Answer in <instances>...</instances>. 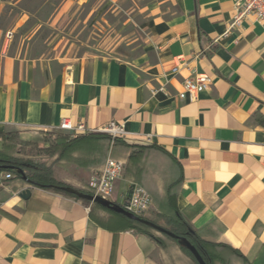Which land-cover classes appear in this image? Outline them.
I'll return each instance as SVG.
<instances>
[{
  "label": "crops",
  "instance_id": "0c3cea01",
  "mask_svg": "<svg viewBox=\"0 0 264 264\" xmlns=\"http://www.w3.org/2000/svg\"><path fill=\"white\" fill-rule=\"evenodd\" d=\"M233 1L165 0L140 53L123 59L37 57L28 36L11 44L28 17L18 14L10 39L2 40L0 30V134L59 132L65 118L89 131L123 123L122 143L80 141L53 165L55 179L88 191L108 157L122 160L112 202L121 205L139 184L153 199L146 219L167 229L161 216L175 196L201 238L238 250L248 264H264V29L247 20L229 30ZM72 4L64 0L57 16ZM182 62L187 66L172 73ZM204 72L213 76L212 88L181 101L182 80ZM161 86L167 91L152 93ZM28 188L31 197L22 199ZM0 264L177 263L97 204L13 178L0 189Z\"/></svg>",
  "mask_w": 264,
  "mask_h": 264
},
{
  "label": "rangeland",
  "instance_id": "374dc122",
  "mask_svg": "<svg viewBox=\"0 0 264 264\" xmlns=\"http://www.w3.org/2000/svg\"><path fill=\"white\" fill-rule=\"evenodd\" d=\"M18 1L0 0L2 40L12 37L8 36L7 31L15 27L18 14L25 11L28 17L15 30L11 44L18 46L28 36L30 40L26 42L29 43V52L50 60L108 55L123 59L138 55L147 41L153 19L167 7L165 0H73L68 11L63 16H57L64 0ZM64 134L67 133L14 131L11 153L53 168L59 162V154H44L41 149L55 144L57 137ZM152 233L163 240L164 246H161L174 262L187 264L181 255L178 257L176 254L179 251L177 243L156 231ZM180 253L187 255L185 252ZM189 259L188 264H196ZM233 264H236L235 260Z\"/></svg>",
  "mask_w": 264,
  "mask_h": 264
},
{
  "label": "trees",
  "instance_id": "16d2710c",
  "mask_svg": "<svg viewBox=\"0 0 264 264\" xmlns=\"http://www.w3.org/2000/svg\"><path fill=\"white\" fill-rule=\"evenodd\" d=\"M261 125L264 126V121H260ZM13 133H3L0 134V138L3 140V145L0 147V176L2 174H10L13 178H22V175L18 173L19 170L23 171V175L27 177L33 186L43 188L46 190L53 191L58 194H62L76 200L82 201L85 204L89 205L91 202L79 199L78 197L71 195L62 191L59 187H65L67 185L57 181L54 177L53 168L51 166H47L45 164L36 163L31 161L30 159L26 160L18 155H13L11 153V137ZM16 137V135H15ZM104 137L105 139H109L114 144L122 143L123 141L120 139H112V137L107 134L94 132L89 134H81L77 137L73 138L69 134L59 135L56 140L57 142L51 143L48 147L41 149V152L48 155H53L55 152L59 154L58 161H60L67 152L75 149L76 145L80 143L82 140L87 139H95ZM23 142V141H22ZM24 143V142H23ZM28 145V143L26 144ZM136 147V146H134ZM1 179H0V189H1ZM82 191V190H81ZM85 193L90 194L88 191H83ZM169 213L167 215H162L166 220L167 229L174 233L177 236L186 237L192 245H194L203 259L207 264H233V260H241L242 263H246L245 257L236 249L232 247L222 244V243H214L210 241H206L201 238L189 225V223L185 220L182 214L179 212L178 207L176 205V197L169 195ZM99 207L106 209L111 214L119 217L125 223L126 229L136 230L142 234H145L155 240L159 245L164 246V242L161 238L156 237L152 231L154 229L138 222L133 219H129L126 216L110 211L109 209L98 205ZM143 218V216H141ZM157 232V231H156ZM166 238L178 244L177 240L172 239L171 237L162 234ZM179 246V245H178ZM180 247V246H179ZM196 264L197 261L193 257V255L186 249L180 247Z\"/></svg>",
  "mask_w": 264,
  "mask_h": 264
},
{
  "label": "built area",
  "instance_id": "2783aa9c",
  "mask_svg": "<svg viewBox=\"0 0 264 264\" xmlns=\"http://www.w3.org/2000/svg\"><path fill=\"white\" fill-rule=\"evenodd\" d=\"M234 15L229 27L233 30L243 25L247 20L253 22L264 29V0H234L233 1ZM12 35L11 32L8 34ZM200 56V55H199ZM187 66V63L182 62L172 69V73H178L180 69ZM214 85L212 75L204 73H196L194 76L185 77L181 82V91L179 98L181 101H195L201 93L209 91ZM167 89L161 86L154 89L152 93L166 92ZM60 131L69 134L75 138L81 134H89L94 132H102L110 135L112 138H125L127 133L123 123L111 121L107 125L101 127L98 131H89L84 125H74L73 122L65 118L62 120ZM125 171V162L122 160L108 157L103 167L94 173L90 178L87 190L91 195L101 197L111 201L114 197L116 184L121 179ZM10 174H2L0 176L1 183L10 180ZM153 204L151 195L139 184H132L124 197L123 203L120 205L126 211L133 213L139 217L146 215Z\"/></svg>",
  "mask_w": 264,
  "mask_h": 264
},
{
  "label": "water",
  "instance_id": "95a60500",
  "mask_svg": "<svg viewBox=\"0 0 264 264\" xmlns=\"http://www.w3.org/2000/svg\"><path fill=\"white\" fill-rule=\"evenodd\" d=\"M18 173L20 175H22V178L25 182L32 185L31 181L23 175L22 170H19ZM59 188L66 193H69L71 195L78 197L79 199L89 201L91 203L105 207V208H107L110 211H113L115 213L122 214L129 219H133L135 221H138V222L154 229L155 231H157L160 234L167 235V236L171 237L172 239L177 240L178 245L180 247L188 250L193 255V257L195 258V260L197 261L198 264H207L206 261L203 259L202 255L200 254V252L198 251V249L194 245H192V243L186 237L177 236L174 233H172L171 231H169L168 229L156 224L155 222H153L151 220L139 217L133 213L126 211L122 206L115 204L112 201L105 200L101 197L93 196L91 194L85 193L83 191H80V190L75 189V188L70 187V186L59 187ZM31 195H32V191L29 188L20 193V197L22 199H25V200H28L31 197Z\"/></svg>",
  "mask_w": 264,
  "mask_h": 264
}]
</instances>
